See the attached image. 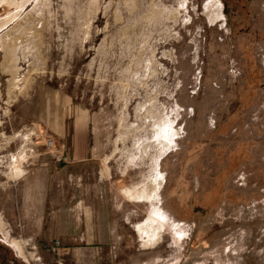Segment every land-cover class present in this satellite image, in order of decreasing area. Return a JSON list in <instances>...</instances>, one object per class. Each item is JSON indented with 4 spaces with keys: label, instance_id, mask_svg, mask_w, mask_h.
Here are the masks:
<instances>
[{
    "label": "rangeland",
    "instance_id": "obj_1",
    "mask_svg": "<svg viewBox=\"0 0 264 264\" xmlns=\"http://www.w3.org/2000/svg\"><path fill=\"white\" fill-rule=\"evenodd\" d=\"M232 1L0 0V264H264V0Z\"/></svg>",
    "mask_w": 264,
    "mask_h": 264
},
{
    "label": "crops",
    "instance_id": "obj_2",
    "mask_svg": "<svg viewBox=\"0 0 264 264\" xmlns=\"http://www.w3.org/2000/svg\"><path fill=\"white\" fill-rule=\"evenodd\" d=\"M44 90L45 89H42L41 91H44ZM60 97H62L61 100H62V102H64L63 106L66 105L64 107L66 109V111H67V106L73 108L74 110L78 109V111H81V109H79L75 106L74 101H72L69 98V96L62 94ZM64 108H63V110H64ZM64 115H61L62 116L61 120L59 119V121L61 122V126L59 128H53V130H54V134L56 135L57 138H60V139L63 138L64 139V154L67 156L69 162L78 163V162H82V161L92 159V156L94 155L93 154L94 147H92L91 142H90V138H91L90 134H88L89 141L87 142V146H86L87 148H83V151H85V152H82V151L80 152L79 150H77V148H72V151L69 149L68 138L66 135L67 130H65V127L63 124V122L65 120L64 118L67 117V114H66V116H64ZM80 115L85 118L84 114L80 113Z\"/></svg>",
    "mask_w": 264,
    "mask_h": 264
},
{
    "label": "built area",
    "instance_id": "obj_3",
    "mask_svg": "<svg viewBox=\"0 0 264 264\" xmlns=\"http://www.w3.org/2000/svg\"><path fill=\"white\" fill-rule=\"evenodd\" d=\"M45 145L52 155V157H55L57 161H60L62 158L61 156H58L57 151L55 150V141L54 139H51V137L47 138L45 141ZM57 246V243H56Z\"/></svg>",
    "mask_w": 264,
    "mask_h": 264
},
{
    "label": "flooded vegetation",
    "instance_id": "obj_4",
    "mask_svg": "<svg viewBox=\"0 0 264 264\" xmlns=\"http://www.w3.org/2000/svg\"><path fill=\"white\" fill-rule=\"evenodd\" d=\"M239 1H240V0H233V1H232V4L235 6V4H238ZM244 2H245V3L242 4V6H244V8H245L244 11H245L246 14H249V9H248V7H247V4H249V0H244ZM226 6H227V5H226Z\"/></svg>",
    "mask_w": 264,
    "mask_h": 264
}]
</instances>
